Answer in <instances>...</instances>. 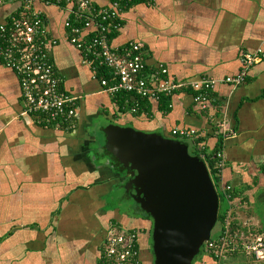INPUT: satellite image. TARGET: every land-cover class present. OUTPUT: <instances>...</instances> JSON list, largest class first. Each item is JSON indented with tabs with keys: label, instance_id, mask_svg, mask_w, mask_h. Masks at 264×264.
<instances>
[{
	"label": "crops",
	"instance_id": "crops-1",
	"mask_svg": "<svg viewBox=\"0 0 264 264\" xmlns=\"http://www.w3.org/2000/svg\"><path fill=\"white\" fill-rule=\"evenodd\" d=\"M36 7L60 35L63 14ZM15 8L0 5V23ZM121 24L112 44H141L147 65H163L179 82L221 80L240 71L243 54H264V0H138L122 12ZM59 40L52 60L64 89L79 100L72 132L21 114L17 76L0 58V264H100L110 225L139 229L141 239L149 233L151 224L139 210L111 202L124 179L104 150L101 122L164 136L176 127L193 128L204 137L205 151L223 136L220 183L233 188L232 220L239 229L264 234V57L242 84L220 83L202 103L187 85L170 95V107L137 99L140 107L132 113L135 98L107 94L79 51ZM249 260L235 254L218 262L205 252L196 264Z\"/></svg>",
	"mask_w": 264,
	"mask_h": 264
},
{
	"label": "built area",
	"instance_id": "built-area-1",
	"mask_svg": "<svg viewBox=\"0 0 264 264\" xmlns=\"http://www.w3.org/2000/svg\"><path fill=\"white\" fill-rule=\"evenodd\" d=\"M132 2L108 0L106 5L99 6L93 0H0V5L16 4L10 17L0 23V58L17 76L23 116L34 117L43 127L70 132L76 127L79 100L64 89L51 56L59 39L79 51L83 62L93 71V78L99 80L107 94H127L135 98L134 103L129 104L132 113L140 107L137 99L159 101L162 94L170 96L187 85L195 92L194 101L202 103L220 83L242 84L250 68L264 57L261 50L254 55L243 54L240 71L221 80L175 81L163 65L152 68L147 65L141 44L133 41L120 47L112 44V35L121 27V14ZM37 4L63 14L60 35L52 33L45 12L36 7ZM198 136L193 128L176 127L169 137L194 144ZM198 149V155L204 160L203 143ZM216 158L215 176L220 177L226 162L221 151ZM218 188L229 201L232 186L222 187L219 182ZM218 224L217 234L211 235L204 244L206 253L218 262L228 255L243 254L251 260L248 264L264 263V234L252 233L248 228L233 232L229 208L225 219ZM140 233L139 229L110 225L103 241L101 264H142L143 254L138 246Z\"/></svg>",
	"mask_w": 264,
	"mask_h": 264
},
{
	"label": "water",
	"instance_id": "water-1",
	"mask_svg": "<svg viewBox=\"0 0 264 264\" xmlns=\"http://www.w3.org/2000/svg\"><path fill=\"white\" fill-rule=\"evenodd\" d=\"M104 150L123 169L124 191L151 220L153 264H193L217 223L219 197L188 143L109 124Z\"/></svg>",
	"mask_w": 264,
	"mask_h": 264
},
{
	"label": "trees",
	"instance_id": "trees-1",
	"mask_svg": "<svg viewBox=\"0 0 264 264\" xmlns=\"http://www.w3.org/2000/svg\"><path fill=\"white\" fill-rule=\"evenodd\" d=\"M136 1H138V0H133V3H135ZM117 33L118 32H116V33H114L112 35V39L114 37H116ZM101 72H102V70H101ZM103 73H104L105 76H108L109 77V74L106 71H104ZM169 100H170V96L169 95L162 94L161 97H160V99H159V102L161 104H163L167 108L169 106ZM120 101H121V103H123V99L120 98ZM216 137H218V141L216 142L215 147L211 151H205L204 150L203 153H204V156H205L204 157L205 164H206V166L208 168L210 177H211V179L213 181V184L216 187V190H217V193H218V197H219V210H218V215H217V223H220L226 217V214H227V211H228V208H229L228 206L230 204V201H231V198L232 197L230 198L229 201H227L223 197L222 193L220 192V190L218 188L219 182H220V177L215 176V173H216V162H217L216 154L218 152H220L221 149H222V145H221L222 143L221 142H222L223 136L219 135V136H216ZM203 142H204V137H202V136L199 135L198 138L195 140L194 144H191L192 145V148L194 149L193 153H191V152H189V153L191 155H198L199 152L197 151V149L199 147V144L200 143H203ZM111 159H112L111 165L113 166V169H114L113 171L114 172H120L121 174H123V169H122L121 165L118 163L117 159L114 158L113 156H111ZM140 213L142 214V216L145 219H149L150 220V218L143 211L140 210ZM150 223H151V220H150ZM239 228L240 227H238V225H236L234 223V220H232L231 230L234 232L236 230H239ZM138 246L141 248V245H140V237H139ZM204 247L205 246L203 245L201 249H204ZM250 261L251 260H249V262ZM144 263H145V261L143 260V263L142 264H144ZM100 264H101V256H100Z\"/></svg>",
	"mask_w": 264,
	"mask_h": 264
},
{
	"label": "rangeland",
	"instance_id": "rangeland-1",
	"mask_svg": "<svg viewBox=\"0 0 264 264\" xmlns=\"http://www.w3.org/2000/svg\"><path fill=\"white\" fill-rule=\"evenodd\" d=\"M116 123H119V122H116ZM99 124H100V127L102 128V130H99L98 134H99L100 137H102V136L104 137L103 129L107 126V124L105 126H103L104 122H101ZM140 131L146 132L144 130H140ZM146 133H148V132H146ZM188 150L191 153H193V151H194V149L192 148L191 143H188ZM112 194H113L112 197H114V201H111L112 204L114 202V204L116 206H118V207H120L122 209H135L138 212L139 209H138L137 205L133 202V200L127 194H125V191H124L123 187H119ZM139 212H140V210H139ZM123 228L126 229V230H130V229H127L125 227H123ZM217 230H218V223H216L214 228L212 229L211 235H215L217 233ZM151 244H152V242H151ZM204 253H205V250L201 249L200 253L197 255L196 259H198L199 258L198 256H201ZM143 254H144L143 260L145 261V263L146 264H150L151 261L149 260V257L147 255L148 253L144 250Z\"/></svg>",
	"mask_w": 264,
	"mask_h": 264
},
{
	"label": "flooded vegetation",
	"instance_id": "flooded-vegetation-1",
	"mask_svg": "<svg viewBox=\"0 0 264 264\" xmlns=\"http://www.w3.org/2000/svg\"><path fill=\"white\" fill-rule=\"evenodd\" d=\"M147 220L150 222L149 219H147ZM150 224H151V227H150L149 233L143 239L140 238V245H141L142 254L144 253V250H145L148 253L147 255L149 257V260L151 261L150 264H153L152 244H151L152 223H150ZM143 256H144V254H143ZM196 257L193 260V264L198 263L197 261L199 258L196 259Z\"/></svg>",
	"mask_w": 264,
	"mask_h": 264
}]
</instances>
